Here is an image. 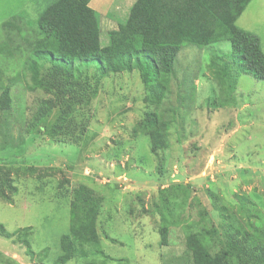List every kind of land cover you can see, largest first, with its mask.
<instances>
[{"label":"rangeland","instance_id":"374dc122","mask_svg":"<svg viewBox=\"0 0 264 264\" xmlns=\"http://www.w3.org/2000/svg\"><path fill=\"white\" fill-rule=\"evenodd\" d=\"M54 1L0 0V44L6 40L2 24L23 13L22 32H11L12 42L23 48L24 38L35 37L32 25L36 27L40 13ZM92 1L90 7L100 16V40L106 45L108 32L127 22L137 0ZM236 26L256 36L264 53V0H252ZM230 49L228 42L203 50L183 47L168 94L157 106L144 103L146 94L134 72L100 78L91 67L81 69L78 85L89 101L75 107L73 131L56 140L45 130L74 79L61 77L50 91H30L28 75L16 77L22 73L25 51L14 57L0 53V93L8 87L11 97L10 110L0 112V164L10 168L16 188L10 203L0 200V264H53L61 253L62 236L71 233L84 213L95 222L98 248L105 256H90L97 264H193L186 237L196 223L208 227L204 214L220 240L221 217L224 223L247 227L249 217L237 196L252 202V222L255 214L264 220V82L240 76L231 107L223 108L227 97L211 80L207 66L213 53ZM49 70L45 64L40 72L45 82ZM45 98L57 100L58 106L45 126L28 133ZM149 111L167 124L169 147L156 153L148 136L134 134ZM31 166L47 176L22 175L23 168ZM80 185L101 198L99 211L72 204L71 191ZM164 229L165 244L160 235Z\"/></svg>","mask_w":264,"mask_h":264},{"label":"trees","instance_id":"16d2710c","mask_svg":"<svg viewBox=\"0 0 264 264\" xmlns=\"http://www.w3.org/2000/svg\"><path fill=\"white\" fill-rule=\"evenodd\" d=\"M91 1H54L40 13L36 27L32 25L35 37L24 38L23 48L22 44L12 42L11 32L14 29L17 34L22 32L20 21L25 14L14 16L2 24L6 40L0 44V53L14 57L15 53L25 51L22 73H17L16 77L28 75L30 91L40 88L50 91L52 82L61 77L74 79L54 122L45 130L49 139L56 140L73 131L75 107L84 100L89 101L90 96L80 91L78 85L81 69L91 67L100 78L134 72L146 94L144 103L157 106L168 94L174 62L183 47L190 45L203 50L215 43L228 42L230 52L213 53L207 66L211 80L227 97L221 106L231 107L230 98L234 97L240 76L248 75L257 82H264V53L259 39L236 26L237 19L252 0H137L127 22L108 32L106 45L100 40V16L90 7ZM45 64L50 65L47 82L40 73ZM50 77L53 78L51 81ZM95 93L93 91L92 95ZM56 102L53 98L39 101L28 125V133L46 125L47 118L58 106ZM10 108V89L5 87L0 93V112H8ZM78 133H83V130ZM134 134L149 137L152 153L169 147L167 124L152 111L143 114ZM22 175L47 176L33 166L23 168ZM11 176L10 168L5 163L0 164V200L8 203L16 194ZM170 195L174 198V191ZM237 199L245 216L249 217L247 227L224 223L226 219L221 217L224 238L220 240L204 214L202 217L210 228L201 222L196 223L194 231L186 237L193 264H264V230L259 228L264 225L263 217L255 214L256 220L252 222V202L242 195ZM71 200L73 205L87 211H99L102 205L101 198L84 185L72 189ZM79 217L83 218L76 219L71 233L62 236L61 253L53 264H66L71 260L97 264L90 260V256L105 258L98 248L94 220L86 213ZM160 235L165 244L166 230H161ZM4 236L8 238L9 234Z\"/></svg>","mask_w":264,"mask_h":264},{"label":"crops","instance_id":"0c3cea01","mask_svg":"<svg viewBox=\"0 0 264 264\" xmlns=\"http://www.w3.org/2000/svg\"><path fill=\"white\" fill-rule=\"evenodd\" d=\"M93 4V1H91L90 2V6ZM94 5H96V4H94ZM95 7H98V5H96ZM95 10H96V8H95ZM98 10V9H97Z\"/></svg>","mask_w":264,"mask_h":264}]
</instances>
